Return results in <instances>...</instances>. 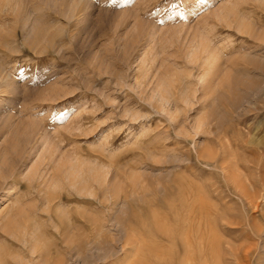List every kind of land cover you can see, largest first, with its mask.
<instances>
[{"label": "rangeland", "instance_id": "374dc122", "mask_svg": "<svg viewBox=\"0 0 264 264\" xmlns=\"http://www.w3.org/2000/svg\"><path fill=\"white\" fill-rule=\"evenodd\" d=\"M57 261L264 264V0H0V264Z\"/></svg>", "mask_w": 264, "mask_h": 264}, {"label": "bare ground", "instance_id": "6f19581e", "mask_svg": "<svg viewBox=\"0 0 264 264\" xmlns=\"http://www.w3.org/2000/svg\"><path fill=\"white\" fill-rule=\"evenodd\" d=\"M44 31H45V30H44ZM38 34H39V33H38ZM46 40H47V39H46ZM95 170H96V169H95ZM1 172H2V171H1ZM3 175H4V173H3ZM1 176H2V175H1ZM80 178H81V177H80ZM19 212H20V211H19ZM19 214H20V213H19ZM6 224H7V223H6ZM29 234H30V233H29ZM16 239H18V237H16ZM18 240H19V239H18ZM19 241H20V240H19ZM65 243H66L67 245H70V244L72 243V240L66 239V240H65ZM66 244H65V245H66ZM44 248H45V247H44L42 244H41L40 247H37V248L35 247L36 251H38V252H40V253H42V252L45 251ZM46 250H47V249H46ZM48 251H49V250H48ZM48 251H47V252H48ZM47 252H46V253H47ZM34 253H35V252H34ZM51 255H52V254H51ZM48 256H49V258H47V260L51 258V256L48 255V253H47V257H48ZM57 257H58V256H57ZM57 259H58V258H56L55 261H56ZM59 259H60V258H59ZM46 264H47V263H46ZM54 264H60V262L57 261V262L54 263Z\"/></svg>", "mask_w": 264, "mask_h": 264}]
</instances>
